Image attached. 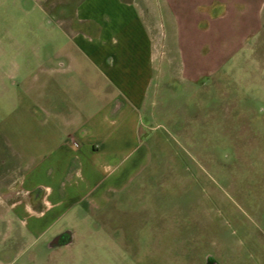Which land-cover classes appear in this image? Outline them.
<instances>
[{"label": "rangeland", "instance_id": "rangeland-1", "mask_svg": "<svg viewBox=\"0 0 264 264\" xmlns=\"http://www.w3.org/2000/svg\"><path fill=\"white\" fill-rule=\"evenodd\" d=\"M77 1L51 9L45 0H0L2 133L14 118L17 135L37 133L29 108L54 95L44 67L71 47L61 17ZM153 1L169 59L158 62L141 129L149 154L126 158V184L70 223L72 243L51 250L53 230L12 264H205L208 256L264 264V9L254 25L244 0L221 19L211 16L221 0H195L196 9ZM188 17H198L199 34L187 37ZM9 244L0 237L1 261L15 256Z\"/></svg>", "mask_w": 264, "mask_h": 264}, {"label": "crops", "instance_id": "crops-1", "mask_svg": "<svg viewBox=\"0 0 264 264\" xmlns=\"http://www.w3.org/2000/svg\"><path fill=\"white\" fill-rule=\"evenodd\" d=\"M45 1L51 9L67 2ZM231 1H219L211 16L240 9ZM194 2L166 0L165 6L196 9ZM156 9L153 0H78L74 13L61 17L71 47L44 67L54 78V95L29 108L37 133L17 135L20 118L0 131V237L16 250L0 264H12L53 230L75 234L72 221L85 219L126 184V158L149 154L141 129L151 114L158 62L169 59ZM241 9L253 10L252 23L262 25L264 0H244ZM197 22L188 17L183 23L187 37L191 29L199 34ZM37 254L31 260H39Z\"/></svg>", "mask_w": 264, "mask_h": 264}, {"label": "flooded vegetation", "instance_id": "flooded-vegetation-1", "mask_svg": "<svg viewBox=\"0 0 264 264\" xmlns=\"http://www.w3.org/2000/svg\"><path fill=\"white\" fill-rule=\"evenodd\" d=\"M75 234L72 230L66 229L61 232H56L48 241V247L51 250L57 249L60 246L68 245L73 242ZM205 264H218L215 259L208 256L205 259Z\"/></svg>", "mask_w": 264, "mask_h": 264}]
</instances>
